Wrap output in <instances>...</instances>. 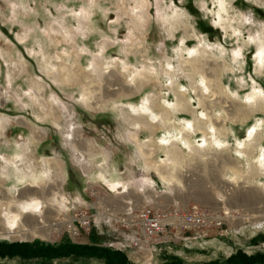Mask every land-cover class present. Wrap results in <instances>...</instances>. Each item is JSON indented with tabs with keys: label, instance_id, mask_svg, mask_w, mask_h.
<instances>
[{
	"label": "rangeland",
	"instance_id": "1",
	"mask_svg": "<svg viewBox=\"0 0 264 264\" xmlns=\"http://www.w3.org/2000/svg\"><path fill=\"white\" fill-rule=\"evenodd\" d=\"M141 5L144 20L135 18ZM42 59L55 68L47 70ZM95 64L105 76L93 72ZM63 67L81 83L59 84L53 76ZM127 70L144 73L147 84L133 96L108 100L104 83L111 72L127 86L138 79ZM211 82L218 93L208 88ZM84 84L92 88L95 109L84 102ZM35 88L60 109V120L42 118L32 98ZM254 92L264 101V0H0V118L5 127L2 134L0 127V169L13 143L32 139L29 128L18 125L23 122L43 135L41 143L31 144L32 162L52 158L68 175L61 190L65 207L54 195L56 185L45 184L42 193L57 210L56 220L26 229L24 237L1 235L0 264H264V172H254L256 147L251 148L256 141L264 147V105L257 112L250 109ZM181 98L188 113L178 110ZM154 102L159 105L146 114L142 106ZM132 106L156 126L164 113L160 106L171 112V121L154 137L139 136L155 154L153 161L170 166L171 179L162 180L151 169L147 174L155 185L148 186L143 172L134 170L131 162L147 161L129 137L135 128L126 114L139 116ZM206 108L221 135L210 136V124L194 129L208 121L202 115ZM152 113L156 120L150 119ZM74 129L81 133L78 149L69 140ZM171 129L178 135L172 142L180 146L178 165L170 164L168 152L156 145ZM252 129L258 134L249 137ZM181 133H188L192 149ZM214 137L224 142L222 148L205 143ZM87 142L95 148L91 153ZM239 144L243 156L236 151ZM101 149L130 190L115 193L93 180L90 156ZM5 183L6 196L19 199ZM144 206L166 211L170 225L146 235L139 212ZM185 212L211 213L216 219L190 226L180 219ZM24 213L22 227L31 214L42 216L39 209ZM64 220L74 229L59 226ZM4 221L1 217L0 233L8 227Z\"/></svg>",
	"mask_w": 264,
	"mask_h": 264
},
{
	"label": "bare ground",
	"instance_id": "2",
	"mask_svg": "<svg viewBox=\"0 0 264 264\" xmlns=\"http://www.w3.org/2000/svg\"><path fill=\"white\" fill-rule=\"evenodd\" d=\"M137 9L142 10V12H137L135 14V18L138 20H144L145 16H144L143 9H145V5H141ZM135 26L136 28H140L139 24H136ZM42 60L45 66H47V70L50 67H51V70L55 68L52 64L48 65L50 64L48 60L46 61H44V59ZM200 60L201 58L193 60V64L199 62ZM127 71H128L127 72L128 74L129 72H131L130 70H127ZM93 72H96L97 76H99L100 78L103 77V75L105 76V72L101 71V69L98 68L97 64H95ZM111 73L106 77V79L104 78L105 79L104 89H105L106 98L112 102L113 101L117 102L116 100H121V98L124 96H129V97L133 96L136 91H139L143 87H145V85L147 84V80L149 79L148 76L147 77L143 76L144 73H137L135 71L134 72L132 71V73L129 75H132V76L136 75L138 76V79L136 78V80H134L133 86L131 87V86H127L123 84L120 81L118 74H115L114 72H111ZM53 77H55L54 79L57 82H59V84H62V85L63 84L72 85L74 84V82L81 83L79 78H77V76L75 77L74 75H71L70 73H68L65 67H63L60 70V72L56 73ZM92 83H94V80H92L90 85ZM35 86L38 89L42 87L39 84H36ZM84 86L87 87V93L84 96V102L87 104L88 108L95 109L96 106L94 107V105H92L90 102L92 98L90 95L93 94L92 88L85 84ZM209 87L213 89L215 93H218L217 92L218 90L214 88L215 85H213V82L210 83L208 88ZM36 88L34 89V94L32 95V98L36 99L37 104L40 105L42 112H44L42 114L43 115L42 118H44L45 121H48L49 119H53L55 122H57L58 120H60L59 119L61 118L60 117L61 114L59 111L60 109L55 104H47L43 98V95L37 93ZM181 97H184V95H182ZM252 99H255V102H254V105L250 109L254 112H257L263 107L264 101L261 99V96H257L256 92L253 93ZM158 105L159 104L157 102H154L152 104V107L147 108L145 106H142V109H145L143 111H146V114H149V111H151L152 109H156ZM131 108H132V111L138 113L139 116L133 117V116H129L126 114V117L128 116L129 123L134 125L133 127L135 128L133 130L134 132L132 131L129 137L131 141L134 142L135 148L138 149L141 159L147 161L146 163H141V162L136 163L135 161L131 162L132 164H134L133 165L134 170L138 168L140 169L139 170L140 172L141 171L143 172L144 174L143 180L148 186L155 185V182L147 174L149 173L151 169L155 170L157 174L162 178V180L171 179L172 177H174V175L171 172H169L170 166L167 165L165 167H162L161 164H159L156 161H153V157L155 156V154L152 153L153 151H148L147 149H145L139 138L142 132L149 133L151 134V136L153 135L154 137L156 135L157 130L159 129V126H164L166 122L171 121L172 119L171 112H169L168 110H165L163 107L160 106V109H162L164 113L160 120V125L156 126L147 120L149 118V115H147L145 118L143 115L140 114L141 109H139L138 107H133V106ZM178 108H179L178 110L184 111L185 113L189 112L188 107L183 102L182 98L179 100ZM205 110L207 111L206 113L207 115L205 114H202V115L207 116L208 121L207 122H197L195 124L194 129L198 131L202 130L201 126L205 127L208 124H210L209 127L212 126L214 128L213 126L214 123L212 124L213 115L209 109L206 108ZM124 113L125 112H123V116H125ZM152 115L153 117L151 116L150 119L153 118V120H156L157 116L153 113ZM0 122H1L0 127H2V130L1 129L0 130L2 131L1 132L2 134L3 131H5V127L3 125L1 118H0ZM18 125L21 126L20 128H23V127L27 128V130L29 128L31 135H32V139L29 142V144H25V143L20 144V142L18 141L13 143L14 145L11 146L12 147L11 156L9 157L2 156L3 160L5 161V167H1L0 176H4L6 179H3L2 177H0V204L3 206L2 207L3 216L1 217H4V220H5L4 223L6 222L8 227L4 226V228H1L3 233H0V236L1 235L3 236L11 235L14 232L13 234H22V236L24 237L22 232H25L26 229H30V228H32L33 230L39 229V225L41 224L44 225L46 221L56 220L55 217L57 215V210H55L53 206L49 205V201L47 200L49 196H42V193L46 192L44 189L45 184L52 183L53 184L52 189H56L55 188V185H56L58 192L56 193L54 192L55 193L54 195L59 194L58 196H55V197H57L61 201V206L65 207V205L62 202V196H64V193L61 191L64 185V182H66L68 179L65 166L63 164L61 165V163H59L58 161L52 158L50 159L44 158L38 163L34 161L32 162L34 152L33 153L31 152V144L41 143L43 135L40 132H38V130L36 132V130L33 129L34 127L32 128L23 122H20ZM257 127H260V125H255V128ZM172 130L173 129L169 131V134L167 136L159 140V142L156 143V145H157V148H164V150L168 152V157H169L168 162H171L170 164L178 165L180 164V160H179V154L178 152H176V150L179 149L180 146H178L175 143H172L173 137L178 136L177 134H172ZM221 131H217V129L215 130L214 128L208 134L210 136H217L220 134ZM254 133L258 134V131L256 129H252L250 133L248 134L249 137L253 136ZM77 135L81 136V133L78 129L77 130L74 129L72 132L71 138L69 139L71 140V144H76V149H78V146H79V143L77 146V140H78ZM181 140H184V141L187 140V143H184V145L188 148L192 147L189 141L188 133L187 134L184 133V135L183 133H181ZM205 143H208L211 146H215L216 148H222L224 146V142L221 139L215 138V137L209 141L206 139ZM243 146H244L243 144H239V148L236 149L237 153H239V156H243L242 155V153H244V150L242 149ZM85 147H86L85 150H87L90 153L93 152V150L95 149L94 146H92L90 143L89 145L86 144ZM254 147H256L254 156L256 158L255 165L257 167L254 172L258 176H260V175H263V172H264V150H263L264 147L261 144H258L257 141L251 146V148H254ZM93 159L95 160V164H94L95 168L91 170V173H90L92 174L93 180L102 182L104 185L109 187L110 190H112V192H115V193L119 189H123V188L126 191L130 190L129 183L126 182L124 177L121 176V174L118 171V168L114 165V163L112 165L109 164L110 159L104 150L101 149L97 153V155L90 156L89 161L91 165H93L92 163ZM163 162H164L163 165H165L164 160ZM46 165L49 167L45 168L44 166ZM83 166H84V169H88L89 167V166H86L85 162H83ZM87 171H89V169ZM3 182H6L8 186H11L10 191L15 193L14 196L19 195V199L11 197V196H6L9 194L6 193L5 190L3 189V186L1 185L3 184ZM25 187H28L27 190L22 191V189ZM34 189H40V191L38 190L34 191ZM246 198L253 199V196H247ZM5 201H7V203L9 204L6 205ZM20 201H26V203L21 206H18L17 203L19 204ZM13 204H15L16 206H14ZM29 208L36 209V210L39 209L42 216L39 218V216H33V214H31L30 217L28 218V223H24V227H22L21 225L23 223H20L21 218L22 216L25 215L24 211H27ZM62 225L67 226V228L70 230L74 229V226L71 221L64 220L63 222L59 223V226H62ZM41 228H43V226ZM38 231L39 230H36V232Z\"/></svg>",
	"mask_w": 264,
	"mask_h": 264
},
{
	"label": "built area",
	"instance_id": "3",
	"mask_svg": "<svg viewBox=\"0 0 264 264\" xmlns=\"http://www.w3.org/2000/svg\"><path fill=\"white\" fill-rule=\"evenodd\" d=\"M195 210L198 211L197 207H195ZM140 214L143 216L142 217V224H143V231L145 232L146 235H153L156 234L160 231H163L166 225H170V219L172 218L171 216L168 217L167 219L164 218L163 216L167 217L166 211H161V212H155L153 211V208H150L149 206H144L142 209L139 210ZM190 212H185L184 214L180 215V219L182 222L191 225H200V222L202 220H209L213 221L216 218L213 217V214H198V212H194V214H189ZM140 215V216H141ZM172 225V221H171Z\"/></svg>",
	"mask_w": 264,
	"mask_h": 264
}]
</instances>
